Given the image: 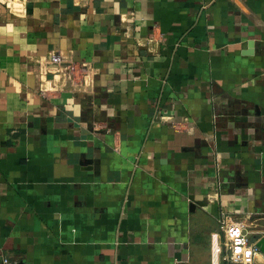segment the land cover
<instances>
[{
    "label": "crops",
    "instance_id": "crops-1",
    "mask_svg": "<svg viewBox=\"0 0 264 264\" xmlns=\"http://www.w3.org/2000/svg\"><path fill=\"white\" fill-rule=\"evenodd\" d=\"M223 215L264 264V0H0V264H230Z\"/></svg>",
    "mask_w": 264,
    "mask_h": 264
},
{
    "label": "built area",
    "instance_id": "built-area-1",
    "mask_svg": "<svg viewBox=\"0 0 264 264\" xmlns=\"http://www.w3.org/2000/svg\"><path fill=\"white\" fill-rule=\"evenodd\" d=\"M50 63L58 67L62 65L64 74L71 76L73 79L77 77L74 67L69 64H66V66L64 57L61 54H52ZM78 77L79 81L83 83L85 77L82 74L78 75ZM220 225L224 232L225 240L223 244L218 242L215 244V252L222 254L223 259L230 264H258L257 255L260 253V247L250 240L248 233L245 231L244 224L230 215H223L220 217ZM2 264L20 263L9 257H3Z\"/></svg>",
    "mask_w": 264,
    "mask_h": 264
}]
</instances>
